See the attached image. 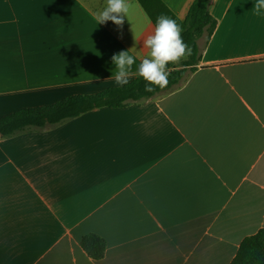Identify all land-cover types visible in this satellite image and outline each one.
I'll return each instance as SVG.
<instances>
[{"label": "crops", "instance_id": "0c3cea01", "mask_svg": "<svg viewBox=\"0 0 264 264\" xmlns=\"http://www.w3.org/2000/svg\"><path fill=\"white\" fill-rule=\"evenodd\" d=\"M150 1V3H149ZM194 0H147L185 20ZM123 26L99 24L107 0H0V118L117 86L133 76L155 22L140 0ZM255 0H212L217 28L168 93L0 136V264H231L264 229V14ZM39 96V97H33ZM105 239L101 260L82 239Z\"/></svg>", "mask_w": 264, "mask_h": 264}, {"label": "trees", "instance_id": "16d2710c", "mask_svg": "<svg viewBox=\"0 0 264 264\" xmlns=\"http://www.w3.org/2000/svg\"><path fill=\"white\" fill-rule=\"evenodd\" d=\"M211 1L194 0L185 20H178L183 28V39L192 48V55L179 63L169 64L170 83L166 88L156 87L154 92H146V82L136 76L124 87L112 86L98 93L74 95L54 104L21 109L0 118V136L8 137L32 128L57 124L97 108L128 106L173 91L183 83L189 71L197 69L201 60L199 39L206 35L209 41L217 28L218 21L210 11ZM140 2L156 24L158 16L151 11L153 6H149L147 0ZM82 246L95 260L105 257L107 243L99 235H86L82 239ZM231 264H264V229L242 241Z\"/></svg>", "mask_w": 264, "mask_h": 264}, {"label": "clouds", "instance_id": "9594fccd", "mask_svg": "<svg viewBox=\"0 0 264 264\" xmlns=\"http://www.w3.org/2000/svg\"><path fill=\"white\" fill-rule=\"evenodd\" d=\"M132 5L129 0H107V6L96 14L99 24L108 21L123 26L124 17H128ZM256 15L264 14V0H255L253 6ZM183 28L171 17L161 15L157 18L154 32L143 41L150 55L143 58L137 66L136 75L142 77L146 92H154L156 87L164 89L170 83L169 64L179 63L192 55V48L184 41ZM115 71L111 77L119 87L127 86L133 76L136 57L128 50L120 51L111 57Z\"/></svg>", "mask_w": 264, "mask_h": 264}, {"label": "rangeland", "instance_id": "374dc122", "mask_svg": "<svg viewBox=\"0 0 264 264\" xmlns=\"http://www.w3.org/2000/svg\"><path fill=\"white\" fill-rule=\"evenodd\" d=\"M14 66H16V68L18 67V65L4 64V63L0 62V90H3L5 88L6 89H11V88L19 89V88H24L26 85H28L27 81H21V80H16V79H12V80L1 79L3 76H6V75H8V73H11ZM72 96H74V95H72ZM33 97H39V96H33ZM65 98H67V97H65ZM60 100H62V99H60ZM60 100H58L56 102H59ZM56 102H54V103H56ZM54 103H49L46 105H50V104H54ZM41 106H45V105H41ZM35 107H38V106H35ZM23 109H25V108H23Z\"/></svg>", "mask_w": 264, "mask_h": 264}]
</instances>
